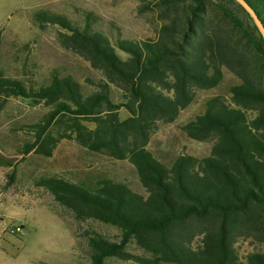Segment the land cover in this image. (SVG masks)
I'll use <instances>...</instances> for the list:
<instances>
[{"label": "trees", "instance_id": "trees-1", "mask_svg": "<svg viewBox=\"0 0 264 264\" xmlns=\"http://www.w3.org/2000/svg\"><path fill=\"white\" fill-rule=\"evenodd\" d=\"M244 1L264 25V0ZM155 10L164 24L156 39L144 40L111 38L91 12L80 20L34 13L41 28L57 27L60 45L103 78L87 90L55 70L35 84L0 65L3 103L20 98L48 107L40 122L25 127L33 140L22 155L52 157L61 140L74 139L135 167L146 194L109 178L36 180L77 221L120 230L119 241L85 232L90 264H264V250L243 263L237 250L241 239L264 246V39L236 0H158ZM226 73L238 79L230 97H209L182 127L190 139L210 141V155L182 154L171 164L156 157L148 145L158 125L175 123L200 90L218 88ZM63 125L68 129L56 132ZM0 165L15 163L0 153ZM132 242L145 255L129 252Z\"/></svg>", "mask_w": 264, "mask_h": 264}, {"label": "rangeland", "instance_id": "rangeland-1", "mask_svg": "<svg viewBox=\"0 0 264 264\" xmlns=\"http://www.w3.org/2000/svg\"><path fill=\"white\" fill-rule=\"evenodd\" d=\"M157 1L0 0V65L7 75L35 84L47 82L52 72L59 70L93 90L103 78L101 72L65 50L57 38L59 29L52 25L41 28L34 21V13L48 10L80 20L84 13L91 12L111 38L156 39L164 24L155 10ZM237 83L235 76L226 73L218 88L200 90L196 101L175 123L158 125L149 150L167 164L182 154L199 158L210 155L212 143L190 139L182 127L202 113L206 99L215 95L229 98V88ZM47 111L43 104L33 106L20 98L3 103L0 98V153L15 163L13 167L0 165V264H90L86 231L120 240L121 232L114 226L94 220L77 221L50 192L36 185L41 175H60L75 182L109 178L146 194L129 160L90 152L74 139L61 140L52 157L36 153L23 157L25 143L33 140L25 127L40 122ZM61 129H68V125L57 127L56 132L63 133ZM18 227L22 232L17 231ZM237 250L243 263L249 253L262 251L264 246L241 239ZM128 251L145 255L134 242ZM107 264L137 263L111 259Z\"/></svg>", "mask_w": 264, "mask_h": 264}, {"label": "water", "instance_id": "water-1", "mask_svg": "<svg viewBox=\"0 0 264 264\" xmlns=\"http://www.w3.org/2000/svg\"><path fill=\"white\" fill-rule=\"evenodd\" d=\"M252 17V19L254 20L260 34L262 35L263 39H264V25L261 22V20L259 19L258 15L256 14V12L254 11V9L244 0H236Z\"/></svg>", "mask_w": 264, "mask_h": 264}, {"label": "built area", "instance_id": "built-area-1", "mask_svg": "<svg viewBox=\"0 0 264 264\" xmlns=\"http://www.w3.org/2000/svg\"><path fill=\"white\" fill-rule=\"evenodd\" d=\"M17 231L22 232L21 228H19V227L17 228Z\"/></svg>", "mask_w": 264, "mask_h": 264}]
</instances>
